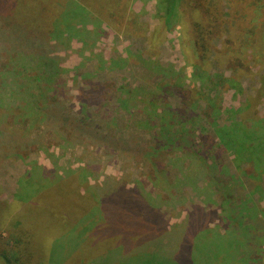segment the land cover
Wrapping results in <instances>:
<instances>
[{
  "label": "rangeland",
  "instance_id": "1",
  "mask_svg": "<svg viewBox=\"0 0 264 264\" xmlns=\"http://www.w3.org/2000/svg\"><path fill=\"white\" fill-rule=\"evenodd\" d=\"M29 1L34 2L32 9L27 3L28 12L15 14V19L17 16L20 20L10 18L12 39L8 44H2L4 49L0 58V72L7 81L0 85L4 88L9 82V73H18V62L36 54V47H32L29 40L42 35L35 40H41L43 47L51 52L44 54L46 58H55L66 97L63 103L66 112L56 104L52 107L54 118L51 119L56 124H62L66 118L68 124L79 122L81 118L93 119L95 123L90 126L83 123L84 128L80 132L77 130V136L68 137L64 143L51 139L53 132L48 130L42 134L43 140L38 141V148L30 147L22 134L34 137L40 131H34L30 120L16 119L12 108L9 106L10 111H6L4 101L0 100L3 126L8 131L15 127L12 129L19 135L13 150H0V256L9 258L14 264H110L111 261L114 264H140L136 259L138 256L130 258L137 248L124 252L127 257L111 259L114 251L111 248L116 239L105 241L93 236L96 234L92 224L104 226L98 217V207L80 200L87 196L88 203L92 202L95 188L108 178L123 177L124 180L127 175L129 187L142 180L145 192L159 200L160 212L169 228L184 225L195 210L213 213L214 217L220 218L207 216L209 228L224 237L231 234L230 240H239L238 264H259L260 256L256 250L264 251V244L252 217L264 209V195H255L248 187L244 188L227 151L217 162L228 168L231 181L208 171L207 167L203 169L204 174H200L196 161L181 144L166 146V139L156 135L159 123L155 115L160 112L161 104L178 108L183 96L189 107L194 100L190 95L200 88V81L193 80L192 62L181 47L182 23L165 28L156 11L155 0H88L85 3L82 0L75 3V0H47L45 8L44 0ZM52 8L55 19L47 18L43 32L32 26L25 28L27 22L33 26L39 22L41 27L45 9L49 14ZM185 10L190 11L191 6H185ZM0 24L5 28L12 27L4 16L0 17ZM24 33L26 40L21 37ZM258 38L259 41L261 35ZM205 68L208 74L222 72L224 78L238 71L236 91L223 89L220 101L223 110L239 108L248 96L260 95L255 109L258 116L264 115V71L260 66L254 67L252 62L241 66L239 59L217 63L209 57ZM214 85L209 86L213 88ZM89 89L94 90V96L80 99L81 90ZM43 100L39 98V104ZM83 101L86 103L82 106ZM196 114L200 115L193 124H200L210 139L209 144H213L211 138L216 137L215 126L210 122L216 114L209 112L210 117H205L199 110ZM219 117L220 122L216 124H223L222 120L228 115L221 111ZM168 120L172 119L169 117ZM183 130L186 135L180 142H197L199 127L190 128L185 124ZM217 143L215 138L214 148ZM139 146L148 148L146 153H136ZM33 169L38 181L34 179L33 189L25 188V194H20L21 184L25 187L23 180ZM191 177L198 181L179 183ZM59 180L66 187L38 194L48 183ZM217 185H221L222 190L217 191ZM208 192H212L211 198ZM28 195L40 196L42 202L31 201ZM227 213L232 214L229 221L225 217ZM91 215H97V219L90 220ZM17 237L24 243V251L19 255L15 254ZM0 264L8 263L0 258Z\"/></svg>",
  "mask_w": 264,
  "mask_h": 264
},
{
  "label": "trees",
  "instance_id": "2",
  "mask_svg": "<svg viewBox=\"0 0 264 264\" xmlns=\"http://www.w3.org/2000/svg\"><path fill=\"white\" fill-rule=\"evenodd\" d=\"M9 1L0 0V17L4 16L8 19L12 26L5 28L0 24V58L4 49L2 44H8L12 39L13 23L11 20H20V17L17 16L15 19L16 12L25 11L26 13L28 7L32 9L34 4L29 0H14L12 3ZM77 1L80 0H75L74 3ZM82 1L85 3L84 1L88 0ZM155 2L156 11L161 15L165 28H169L174 23H182L181 47L185 51L186 58L192 62L193 80L200 81L198 91L190 95L194 100L190 102L189 107L185 105L186 98L183 96L178 108L173 109L166 104H161L160 112L155 115L159 123L156 125L158 127L156 135L166 139V146L181 144L190 154V158L196 161L195 166L200 174H204L203 169L207 167L208 171L219 173L224 179L230 180L232 176L229 175L228 168L217 162L218 157L227 151L233 158L238 179L242 180L244 188L248 187V191L263 196L264 115L258 116L255 109L259 103L260 95L248 96L245 103L239 108L223 110L220 105L223 89L226 87L228 90L236 91L235 87L239 83L237 80L239 78L238 71L233 72V76L224 78L222 72L208 74L205 65L209 57H212L217 63L220 61L227 63L239 59L241 66L252 62L254 67L260 66V69L264 71V0H155ZM46 3L47 0H44V8ZM185 6H191V10L186 11ZM53 10L52 8L51 13L48 14L49 11L45 9L43 15H40L43 18L40 23L41 27L38 26L39 22L33 26L25 21L27 22L25 28L28 29L32 26L34 30L43 32L47 18L55 19ZM82 11L83 8L80 12ZM68 18L69 15L66 17L67 21ZM36 31L34 32L36 33ZM258 35H261L259 41ZM26 36L24 33L21 37L27 39ZM41 37L42 35H35L31 40L28 39L32 47H36L34 56L40 57V59L36 61L33 56L21 63L18 62V73H9L7 77L9 82L4 88L0 85V100L4 101V109L10 111L12 108L11 111L15 114L16 119L18 117L22 120H30V124L35 127L34 131H40L38 135L34 134V137L32 135L27 137V133L22 134L26 138L27 145L37 148L40 145L39 142L44 138L42 134L48 130L53 132L51 139L64 143L68 137L77 136V130L80 132L84 128L83 123L89 124V126L95 123L93 119L81 118L78 120L79 122L68 124L69 121L66 118V120H62V124L60 122L56 124L51 119L54 118L52 107L56 104L62 106L63 111L66 112L63 104L66 97L59 78L61 70L57 68L55 58H46L44 54L49 55L51 52L43 47L41 40L39 42L35 40ZM6 40L7 42H5ZM5 81L7 79L0 72V84L4 85ZM209 85H214V87L210 88ZM163 89L168 88L164 87ZM93 96L94 90H81L80 99L82 97L83 100H87ZM35 97L44 100L39 104V98ZM85 103L86 101H83L81 105L83 106ZM181 106L184 108L182 109ZM198 110L205 117H210L209 112L216 114L210 122L215 126V138L218 141L216 148L213 146L215 138L212 137L213 144H209L210 139L204 133L205 130L201 128L200 124H193L199 118L197 115L200 114H196ZM221 111L228 117L222 120L223 124H216L220 122ZM2 116H0V150L3 148V150L11 151L15 148L19 135L12 129L15 127H10L11 130L8 131L7 127L3 126ZM169 117L172 119L171 121L168 120ZM85 118L88 116L86 115ZM39 124L41 126H38ZM185 124H189L190 128L199 127L196 143L186 140L180 142L184 139L183 127ZM147 150L148 148L145 150L144 147L139 146L136 148V153L140 151L146 153ZM148 156L149 153H147ZM137 161L139 162V160ZM208 161H210L209 164ZM144 168L147 169L148 166H144ZM35 175L34 169L28 172L23 180L25 187L22 184L20 186V194H25V188L33 189L34 185L32 184L38 181L34 178ZM127 178V175H124V180L123 177L120 179L108 178L103 185L94 189L95 193L92 197L95 196V198H92L90 203L86 200V195L85 198L80 197L81 202L98 207V217L104 226L92 224V231L96 234L93 236L105 241L111 238L116 239L115 245L111 248L114 250L111 259L120 256L127 257L125 253L137 248L138 251L130 254V258L138 256L136 259L140 264H144L145 261H153V264H227L229 262L238 264L237 251L240 244L238 238L230 240L231 234L224 237L221 233L212 231L208 226L210 222H208L207 216L213 219H219V216L214 217L213 213L195 210L194 214L189 215V218L186 219L184 225L169 228L160 212L159 200L151 198L150 194L145 192L142 180H137L132 184V187H129ZM195 181L198 179L191 177L189 180L184 178L179 183ZM233 184L236 185L235 182ZM61 186L65 185L60 180L54 184L48 183L38 194H45L47 191ZM216 190H222L221 185H217ZM201 192H204V189H201ZM28 196L31 201L35 199L36 203L42 202L39 199L40 196L38 198H35V195ZM208 197H212V192H208ZM231 215L230 213L225 214L227 221L232 219ZM96 217L97 215H91L89 219L94 221L97 219ZM252 220L264 244V209H261L257 215L254 214ZM83 226H87V221ZM89 231L91 229L84 233ZM23 244L20 237L15 239L17 251L15 254L19 255L24 251ZM256 251L260 256L259 264H264V251L258 249ZM0 258L4 263L14 264L5 256H0ZM110 264H114V262L111 261Z\"/></svg>",
  "mask_w": 264,
  "mask_h": 264
}]
</instances>
